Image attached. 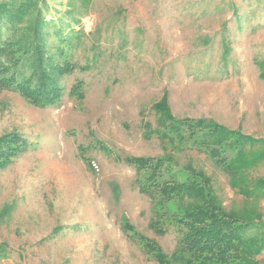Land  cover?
Returning a JSON list of instances; mask_svg holds the SVG:
<instances>
[{"label":"rangeland","instance_id":"obj_1","mask_svg":"<svg viewBox=\"0 0 264 264\" xmlns=\"http://www.w3.org/2000/svg\"><path fill=\"white\" fill-rule=\"evenodd\" d=\"M44 11L62 37L48 35L60 97L28 81L34 12L0 33V264H264V158L238 166L264 153V0H46ZM169 175L205 183L194 208L208 202L207 216L227 213L208 193L254 212L243 263L193 242L180 216L154 225L151 180ZM184 191L180 206L196 198Z\"/></svg>","mask_w":264,"mask_h":264},{"label":"trees","instance_id":"obj_2","mask_svg":"<svg viewBox=\"0 0 264 264\" xmlns=\"http://www.w3.org/2000/svg\"><path fill=\"white\" fill-rule=\"evenodd\" d=\"M46 0H0V33L2 31V28L4 24L7 22L8 19H14L16 21H19L21 19L22 12L24 10H29V12H34V19L31 22V24L34 26V35L33 40L31 41V45L33 46L34 50L31 49V51L34 52V55L36 57L35 64H31L32 70H38L39 74L35 76L32 72V76L29 77L28 81H32V83H36L38 87L42 89L46 93L53 94L55 96L60 97V89L58 88L56 75H59L60 72V63H58L52 56H50V40L48 39V35L50 36V31L53 32L54 30V36L61 37V32L58 30L54 24V22H47L45 19L46 12L44 11V3ZM29 8V9H27ZM5 19V21H4ZM48 26L50 28H48ZM48 28V30H47ZM61 41H63L61 39ZM2 51V49H1ZM1 52H0V64H1ZM1 66V65H0ZM62 69V66H61ZM52 92H51V91ZM51 99V98H50ZM159 113H164V109H157ZM161 118V117H159ZM159 120H164V118H161ZM217 125V124H216ZM218 126V125H217ZM219 135L228 134V129H225L224 126H218L217 128ZM168 133L163 134V138H165V141H169L171 143H181L183 140L178 141V137H170ZM190 144H197L196 139H189ZM247 147L239 145V151L238 155L239 157H244L243 155L244 151L243 149H246ZM246 153V152H245ZM262 155H259L256 157V159H253L250 161L247 159L245 162L247 163H241L238 166L243 167L244 165H257L259 161H262L264 158V153H261ZM145 159L146 165H147V171L151 172V174L158 170V168H155L152 163L151 159L146 156H142ZM162 158V157H160ZM244 162V161H243ZM139 171H142L140 165L138 168ZM168 170V169H167ZM190 171V170H189ZM202 178L204 177L202 173ZM167 177H163L162 180H155L152 179V183L154 185H157V187L160 188V191L162 192V195L159 194L155 197V204L152 205L153 213L156 218V221L154 225L156 227H159L160 220L163 218V216H166L167 214L170 215V217H178L182 219L181 222L185 224H189L190 227H192L191 231L193 233H190L192 235V241L195 242V238L198 235V244L203 249H213L214 248V254L213 256L217 255L219 256V261L227 262V259H229L231 256L235 259V261L242 262V260H246V252L241 248V245L248 246L247 242L249 240L254 239L255 231L258 230V224L257 221H255L256 216L253 211H247L245 209L242 210H226L223 208V205L219 203V199L217 200L216 195L214 193H208L206 196H208L210 199L213 198L215 201L216 208L221 211L224 209L225 212L223 215H220L218 218H212L210 216H207L206 209L207 206H209V203L206 202L203 205H201L200 208H194V206H197L202 199H203V188L205 183L196 181L195 183H192L190 181H181L177 179L174 175H169L168 179ZM166 179V180H165ZM151 183V184H152ZM167 186V188H166ZM200 187V189H199ZM179 188L185 190L184 194H193L196 195V198L194 200H190L189 203H185V205H179V202H182L183 199L178 200L181 198L178 196ZM239 191V190H238ZM241 191V190H240ZM239 191V192H240ZM247 193L244 194L245 197H255L256 195V189L255 188H249L246 190ZM170 193V196L168 195ZM264 193V191H263ZM168 196L167 199H164V196ZM264 196V194H263ZM178 204L177 207L174 209L171 208V205ZM174 207V206H173ZM208 220V222L203 226L200 227L199 230L196 229L193 230V227L195 224L202 223L203 220ZM201 225V226H202ZM183 236L184 233L182 232ZM183 240V237H182ZM196 245V246H198ZM243 247V248H244ZM197 249V247H194ZM237 258V259H236ZM230 260V259H229ZM243 263V262H242ZM229 264V263H228Z\"/></svg>","mask_w":264,"mask_h":264}]
</instances>
